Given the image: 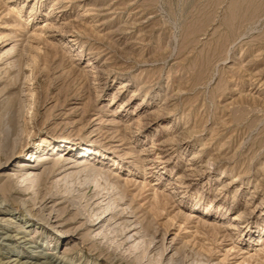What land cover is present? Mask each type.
Listing matches in <instances>:
<instances>
[{
	"label": "rangeland",
	"instance_id": "rangeland-1",
	"mask_svg": "<svg viewBox=\"0 0 264 264\" xmlns=\"http://www.w3.org/2000/svg\"><path fill=\"white\" fill-rule=\"evenodd\" d=\"M0 154V264H264V0H0Z\"/></svg>",
	"mask_w": 264,
	"mask_h": 264
},
{
	"label": "bare ground",
	"instance_id": "bare-ground-1",
	"mask_svg": "<svg viewBox=\"0 0 264 264\" xmlns=\"http://www.w3.org/2000/svg\"><path fill=\"white\" fill-rule=\"evenodd\" d=\"M2 129V128H1ZM9 136H11V135H9ZM7 137V136H6ZM7 139V138H6ZM10 139V138H9ZM3 141V140H2ZM2 141H1V143H2ZM4 142H7V141H3V145L4 144H6V143H4ZM3 145L1 144V146L3 147ZM4 146H6V145H4ZM51 146V148L53 149V150H58V149H56V148H58V146L59 147H62V148H69L70 150L71 149H73L74 148V145H71L70 143H68V144H64V143H60V144H58V143H54V144H52V145H50ZM7 147V146H6ZM5 148V147H4ZM4 148H2V149H4ZM78 148H80V147H75V149H77V151L78 150H80V152H83V151H89V152H94V149L92 148V147H90V146H88V147H82V148H80V149H78ZM5 150V149H4ZM4 150H1V151H3V153H6ZM95 152H96V150H95ZM2 153V152H1ZM13 154H15V153H13L12 152V155H10L11 157H10V159L14 156ZM53 154V153H52ZM92 154H94V153H91V155ZM1 155V154H0ZM7 155V154H6ZM1 158V157H0ZM4 159H6L5 157H4ZM8 159V158H7ZM23 159H25V158H23ZM33 159V158H32ZM49 160H51V158H49V157H43L42 156V158L40 157H37V158H34V161H37V162H39V164H38V166H40V167H42L43 165H45L46 163H48L47 161H49ZM24 161V160H23ZM30 161V160H29ZM20 162H22V161H20ZM86 162H84V161H79V163L77 162V161H75V160H70V159H67V160H61V162H59L58 161V164H56L55 166L56 167H58V169H61L60 170V172H59V174L62 172V173H64V172H67V173H69V170L70 169H77V168H79V167H82V166H85L86 164H85ZM61 165V166H60ZM21 170H26V169H28V168H26V167H30L31 169H33L32 168V166H28V165H23V164H19V165H17ZM16 166V167H17ZM37 166V167H38ZM55 166H53V168H55ZM33 167H36V166H33ZM62 168H65V169H63L62 170ZM19 169V171H21ZM47 169V168H46ZM58 169H57V171H58ZM48 170V169H47ZM46 170V171H47ZM50 170H52V169H50ZM68 170V171H67ZM49 173V172H48ZM48 173H46V175H49V176H54V175H56V174H54L55 172H50L49 174ZM71 173V172H70ZM42 174H45V170L42 172ZM42 174H40V175H42ZM46 175H44V176H46ZM58 175V174H57ZM63 175V174H62ZM64 175H65V173H64ZM63 175V176H64ZM69 175V174H68ZM39 176V175H38ZM43 176V177H44ZM66 176V175H65ZM71 176V175H70ZM55 177V176H54ZM53 177V178H54ZM66 178H67V176H66ZM62 179H64V180H66L64 177L62 178ZM57 181H59V180H57ZM60 182H62V181H59V183ZM8 183H10V182H8ZM54 185H56L54 182H52ZM51 183V185H53ZM50 185V186H51ZM57 187V186H56ZM2 188V187H1ZM48 188H50V187H48ZM52 188H55V187H53L52 186ZM63 188V187H62ZM58 189V188H57ZM56 189V190H57ZM1 190H3V189H1ZM49 190V189H48ZM53 190H55V189H53ZM60 190V189H59ZM4 191V190H3ZM20 192H23V191H21L20 190ZM19 192V193H20ZM50 192H52L51 190H50ZM49 192V193H50ZM55 192H57V191H55ZM59 192V191H58ZM63 192V191H62ZM61 192V193H62ZM60 192H59V194H61ZM59 194H55V193H51V194H49V196L48 197H45V199L48 201L49 200V202H47V201H42V202H40L43 206H42V208L40 207V209H42V210H50V212L48 213V216H41L40 218V220L42 221V224L41 225H47V226H51V227H53V226H55V230H58V229H62V228H65V227H67V226H69L70 224H71V221H70V219H69V221L67 220V221H65V219H67V218H65V219H63V216L61 217V216H57V215H61L62 214V212H64V211H62V210H60L61 211V213H60V211H59V209H57L59 206H61V205H63V204H66V203H68L70 206H71V208H72V210H74L75 209V211L77 210V212L79 211V213H78V215H83V216H86L87 217V215H84L85 213H87V212H81L80 210L83 208V206H82V208H78V207H76V208H78V209H76L75 208V206H76V204L74 205V203H76L77 202V200L75 199V201L76 202H74L73 200L71 201L70 199L69 200H67L68 198H66L65 200H62L61 201V199H62V197H63V195H65V194H61V195H59ZM62 196V197H61ZM68 196V195H67ZM69 196H71V195H69ZM100 196V195H99ZM98 196V194H97V196H95V197H93L92 198V196H91V198H89V199H87L86 201H85V199L87 198H83V200L85 201V210L84 211H86V209H87V211H88V208H86L88 205L90 206L91 204H92V206H94V204H95V207H94V211H96L95 209H97V210H100L103 206V202H102V200L103 199H100V198H102V197H99ZM64 198H65V196H64ZM63 198V199H64ZM72 198V197H71ZM74 198H76V197H74ZM44 200V199H43ZM57 200H60V201H58L57 202ZM83 200H81V201H83ZM101 200V201H100ZM8 201H9V199H8ZM6 201V200H4L3 202H1L0 201V205H2L3 207H1L2 209H0V213L2 212V211H8V210H11V212L10 213H15V214H12V216L13 215H16V216H18V218L20 219V217L22 218V220H23V210L20 208V206L19 205H16V204H12V203H9V202H11V201ZM74 202V203H73ZM45 203H52V206H49L48 204H45ZM79 202H77V204H78ZM83 204V205H84ZM82 205V204H81ZM49 206V207H48ZM79 207H81V206H79ZM64 209H65V207H64ZM80 209V210H79ZM67 210V209H66ZM69 210V209H68ZM108 210V209H107ZM57 211H59L58 213H60V214H57ZM80 212H81V214H80ZM89 212V211H88ZM91 212V211H90ZM114 211H112V212H109L108 214H111L112 216H113V218H111V220L110 221H115L114 220V213H113ZM43 213V212H42ZM65 213H67V212H65ZM64 213V214H65ZM113 213V214H112ZM19 214V215H18ZM68 214V213H67ZM89 214V213H88ZM122 214V213H121ZM63 215V214H62ZM94 215V214H93ZM123 215H125L124 213H123ZM16 216H13V217H15L16 218ZM68 216V215H67ZM119 216V215H118ZM121 216V215H120ZM61 217V218H60ZM126 217V216H125ZM15 218H8V217H6L5 219H0V223H1V221H8V223H3V227L6 229V230H8V231H6V232H1L0 231V240H2V241H14L16 244L18 243V246H20L21 244H26V243H34V242H37L36 240H34L33 238H28V230H26V229H24L25 227L24 226H21L20 227V225H17L18 227H20L21 229H14V227L12 226V225H14V224H18V221L15 219ZM77 218V217H76ZM80 218H82L81 216H80ZM79 217H78V219H80ZM129 218V217H128ZM88 219H89V216H88ZM116 219V218H115ZM121 219V217L119 218V220ZM104 219L103 218H101V219H99V220H97L96 222H91V223H84L83 224V226L85 225L86 227L87 226H89V230H88V232L89 233H91V232H93V233H95V230L96 229H98L99 227H100V223L103 221ZM27 222H28V225H32V224H30L29 222H31L30 220H27ZM40 222V221H39ZM125 223H127V225L126 226H128L130 223L129 222H125ZM132 223V222H131ZM12 224V225H11ZM133 224V223H132ZM34 225V224H33ZM40 225V226H41ZM43 225V226H44ZM130 226H132V225H130ZM30 227V226H29ZM50 227V228H51ZM135 227V226H134ZM132 228V229H135V228ZM131 228V227H130ZM130 228H128V227H126L125 228V230H123V231H126V232H128V231H130L129 229ZM12 229H13V231H15L16 233H15V235H12V232L10 233V231H12ZM39 229H40V227H39ZM95 229V230H94ZM96 231H98V230H96ZM37 233V232H36ZM41 233H42V231H41ZM92 233V234H93ZM124 234V233H123ZM88 235V234H87ZM141 235V234H140ZM18 236V237H17ZM90 236H91V234H90ZM137 236H139V234H134V237H137ZM38 237V236H37ZM67 237V236H66ZM88 237V236H87ZM86 237V238H87ZM88 238H91V237H88ZM33 239V240H32ZM99 239V238H98ZM87 240H89V239H87ZM124 240V239H123ZM60 239L58 238V237H56V234H55V236H53V237H51L50 238V241H49V243L50 244H55V245H53L54 247L56 246V245H58L59 243H60ZM90 241V240H89ZM1 243V242H0ZM120 243V242H119ZM119 243H117V244H119ZM125 243H128V240L125 242ZM125 243L124 242H121V244H122V246H121V244H119L118 246L117 245H115L114 246V250H115V252H113V253H115V254H118V255H120L121 254V252H120V249L119 248H121V247H123L122 248V250L124 249V247L125 246H123V245H125ZM115 244V243H114ZM152 244V243H151ZM5 246H6V244H4ZM128 245V244H127ZM8 246H10V247H12V245L11 244H9ZM43 248V247H42ZM150 248V247H149ZM55 249V248H54ZM113 250V249H112ZM41 251H42V249H37L36 250V255H35V257L33 258V256L34 255H31V256H29L28 258H27V261H21L20 259L23 257V256H21V255H18L19 257L17 258V259H12V260H9V261H6V262H4V263H1V264H53V263H51L50 261H49V259H47L46 257L48 256V257H52V255L53 254H51V253H41ZM135 252H137V251H135ZM149 252V251H148ZM139 253V252H138ZM133 254V253H132ZM24 255V254H23ZM101 255V254H100ZM117 255V256H118ZM123 256V255H122ZM131 257V256H130ZM54 258V257H53ZM52 258V259H53ZM31 259H33V260H35V261H32ZM128 259V258H127ZM99 260H101V259H99ZM126 260V259H125ZM120 262V261H119ZM133 262V261H132ZM134 263V262H133Z\"/></svg>",
	"mask_w": 264,
	"mask_h": 264
}]
</instances>
